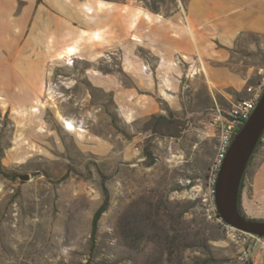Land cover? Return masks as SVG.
Listing matches in <instances>:
<instances>
[{"label":"rangeland","instance_id":"obj_1","mask_svg":"<svg viewBox=\"0 0 264 264\" xmlns=\"http://www.w3.org/2000/svg\"><path fill=\"white\" fill-rule=\"evenodd\" d=\"M188 1L81 0L97 46L83 24L74 36L66 27L65 48L77 51L49 60L36 100L0 98V264H264V237L210 217L220 130L201 109L211 106L176 108L175 75L159 67L152 29L184 16ZM243 39L244 55L257 47L260 74L249 88L259 92L264 37ZM181 86L191 93L188 81ZM153 99L181 122L179 134L152 129L160 110L140 114L155 110ZM242 210L264 220V142L246 170Z\"/></svg>","mask_w":264,"mask_h":264},{"label":"crops","instance_id":"obj_2","mask_svg":"<svg viewBox=\"0 0 264 264\" xmlns=\"http://www.w3.org/2000/svg\"><path fill=\"white\" fill-rule=\"evenodd\" d=\"M90 4L95 6V1ZM81 10V0H0V98L16 104L36 100L48 80L49 60L60 59L69 48L75 49L73 55L77 51L75 46L65 48L66 27L74 36L79 32L74 27L83 24V33L93 35L90 49L97 46V23L94 29L93 22L84 24ZM183 13L170 17L167 28L157 24L152 29L159 67L175 75L176 108L209 105L220 109L212 116H225L241 101L237 95L249 94L260 74L255 44L246 55L241 48L246 33L264 37V0H189ZM183 79L192 89L187 96ZM202 92L204 99L198 103ZM150 103L155 110L146 111L143 105L140 114H167L154 99ZM201 110L207 114L208 108Z\"/></svg>","mask_w":264,"mask_h":264},{"label":"water","instance_id":"obj_3","mask_svg":"<svg viewBox=\"0 0 264 264\" xmlns=\"http://www.w3.org/2000/svg\"><path fill=\"white\" fill-rule=\"evenodd\" d=\"M264 133V91L258 103L235 135L215 186V202L219 216L230 226L243 232L264 237V220L249 218L239 209L241 184L251 157ZM29 180V174L20 175Z\"/></svg>","mask_w":264,"mask_h":264},{"label":"built area","instance_id":"obj_4","mask_svg":"<svg viewBox=\"0 0 264 264\" xmlns=\"http://www.w3.org/2000/svg\"><path fill=\"white\" fill-rule=\"evenodd\" d=\"M261 91L257 92L253 88H249L250 92H253V96L247 99L239 101L237 104L233 105L227 115L217 113L215 116H212L214 110H220L218 107L210 108L207 111V115L211 116L212 125L218 126L219 133V143L215 157L212 161L210 170H209V188H210V197L211 203L209 205L210 217L219 221L225 222L218 213L216 202H215V186L217 182L218 173L224 163V160L227 156L229 147L242 127L243 123L250 117L256 107L258 100L262 94V89H264V67L261 69V81L258 86ZM260 143L264 142V133L262 134ZM226 223V222H225Z\"/></svg>","mask_w":264,"mask_h":264},{"label":"trees","instance_id":"obj_5","mask_svg":"<svg viewBox=\"0 0 264 264\" xmlns=\"http://www.w3.org/2000/svg\"><path fill=\"white\" fill-rule=\"evenodd\" d=\"M151 119H155L154 120V124H153V130L157 131L159 128H161L162 126L166 127V128H174L175 130V133L176 134H179V131H180V124L181 122L180 121H173L169 115H164V114H160V115H153L151 117ZM260 144V142H259ZM259 144L257 145V147L259 146ZM257 147L254 151V153L256 152L257 150ZM253 157V156H252ZM251 157V159H252ZM250 159V161H251ZM250 163V162H249ZM249 166V164H248ZM0 173L4 174L5 173V167L3 166V164L1 163L0 161ZM246 175V173H245ZM245 175H244V178H243V181H242V184H241V189H240V196H239V209L241 211L242 214L243 213V210H242V192H243V188H244V179H245ZM103 209H100L97 211V213L95 214V217H94V220H93V233L95 234L96 233V230H97V223H98V220L103 212ZM245 215V214H244Z\"/></svg>","mask_w":264,"mask_h":264},{"label":"bare ground","instance_id":"obj_6","mask_svg":"<svg viewBox=\"0 0 264 264\" xmlns=\"http://www.w3.org/2000/svg\"><path fill=\"white\" fill-rule=\"evenodd\" d=\"M148 17V16H147ZM75 49L74 48H69V49H67V51H65V53H63L62 55H61V57L60 58H64L66 55H68V54H70V52H73ZM254 109H255V107H254ZM65 124H66V129L67 130H69V131H75V130H77V127L71 122V121H66L65 122ZM217 207V206H216Z\"/></svg>","mask_w":264,"mask_h":264}]
</instances>
